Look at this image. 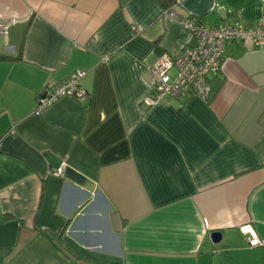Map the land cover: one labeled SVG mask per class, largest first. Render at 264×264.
Segmentation results:
<instances>
[{"label": "crops", "instance_id": "1", "mask_svg": "<svg viewBox=\"0 0 264 264\" xmlns=\"http://www.w3.org/2000/svg\"><path fill=\"white\" fill-rule=\"evenodd\" d=\"M173 1L209 27L264 26V0ZM168 11L0 0V54L23 40L0 61V264H264L240 230L264 239V48L227 46L207 102L150 104L151 66L190 41ZM75 71L89 100L37 108Z\"/></svg>", "mask_w": 264, "mask_h": 264}, {"label": "built area", "instance_id": "2", "mask_svg": "<svg viewBox=\"0 0 264 264\" xmlns=\"http://www.w3.org/2000/svg\"><path fill=\"white\" fill-rule=\"evenodd\" d=\"M182 0H178L180 2ZM167 15L176 20L188 32L190 41L177 57L162 55L150 68V92L147 101L155 104L163 97H170L180 103L191 98L207 102L210 91L209 79L220 74L226 48L237 43H250L254 48H264V26H246L237 21L209 27L202 19L185 18L168 11ZM6 33V25L0 21V35ZM108 56H105L107 59ZM85 71L71 73L53 90L37 98V108L42 109L61 97L87 101L88 93L80 87ZM62 168L54 171L61 175ZM250 248L264 247V239L254 233L250 224L240 228Z\"/></svg>", "mask_w": 264, "mask_h": 264}, {"label": "trees", "instance_id": "3", "mask_svg": "<svg viewBox=\"0 0 264 264\" xmlns=\"http://www.w3.org/2000/svg\"><path fill=\"white\" fill-rule=\"evenodd\" d=\"M159 3L162 5L164 10L168 11L169 9L174 6V1L173 0H157ZM22 50H23V40L21 41L19 45V50L16 56H10V55H5V54H0V61L2 62H16V61H21L22 59ZM89 100V99H88ZM2 220H11V217L8 215H5Z\"/></svg>", "mask_w": 264, "mask_h": 264}, {"label": "water", "instance_id": "4", "mask_svg": "<svg viewBox=\"0 0 264 264\" xmlns=\"http://www.w3.org/2000/svg\"><path fill=\"white\" fill-rule=\"evenodd\" d=\"M213 243H218L221 240V234L219 232H215L211 235Z\"/></svg>", "mask_w": 264, "mask_h": 264}]
</instances>
